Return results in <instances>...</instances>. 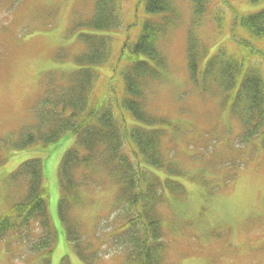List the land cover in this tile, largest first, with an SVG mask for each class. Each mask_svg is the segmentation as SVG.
<instances>
[{"label":"trees","instance_id":"16d2710c","mask_svg":"<svg viewBox=\"0 0 264 264\" xmlns=\"http://www.w3.org/2000/svg\"><path fill=\"white\" fill-rule=\"evenodd\" d=\"M174 1L138 0L126 15L122 0H93L92 18L74 30L84 51L72 58V67L46 76L42 94L29 106V118L14 145L16 149L45 147L69 133L75 147L65 152L59 166L60 221L73 239L69 218L70 211L81 204L79 191L99 192L111 186L114 197L108 207L118 222L111 235L133 264H167L160 207L166 203V194L175 198L185 193L176 181L185 173L173 169L162 149L166 121L155 115L147 98L150 85L162 80L167 71L160 44L180 23L176 20L181 19V11ZM188 1L191 20L185 52L191 82L238 120L241 144L248 145L253 138L264 142V75L260 68L264 50L256 45L264 42V4L259 6L264 0H240L250 7L259 6L242 14L233 0L225 11L214 6L208 16L215 25L210 44L197 32L207 21L202 22L201 16L218 0ZM228 15H232L230 26ZM81 28L88 32L80 34ZM226 37V44H221ZM250 58L259 64H249ZM105 68L106 75L102 73ZM155 171H172L175 178L162 180ZM11 178L23 179L26 189L23 199L6 206L0 215V238L15 230H39L35 249L44 250L47 264L56 232L47 212L40 161L24 162Z\"/></svg>","mask_w":264,"mask_h":264},{"label":"rangeland","instance_id":"374dc122","mask_svg":"<svg viewBox=\"0 0 264 264\" xmlns=\"http://www.w3.org/2000/svg\"><path fill=\"white\" fill-rule=\"evenodd\" d=\"M137 2L122 0L123 12L132 13ZM174 3L181 19L177 18L179 25L162 46L166 48L167 71L162 80L150 85L147 94L149 106L154 105L155 115L168 127L163 132V152L174 159L173 169L185 173L176 180L184 195L172 198L166 194L159 211L167 242L164 262L264 264V146L261 139H255L248 146L251 148L242 147L237 141V119L223 111L215 97L203 95L189 81L185 38L191 6L188 0ZM233 3L240 14L264 4L252 8L245 1ZM93 6V0H0V215L25 193L24 180L10 181L11 174L26 161L39 160L47 189V212L57 233L47 264H133L126 251L118 249L117 237L111 235L113 226H118L108 207L114 197L111 186L99 192L79 191L81 204L70 211L69 218L78 228L75 242H70L62 227L59 166L65 152L75 147L69 133L45 147L14 146L29 118V106L42 94L46 76L72 67V58L84 51L74 30L92 18ZM214 6L225 11L229 0L212 2L208 13L201 16L202 22L207 21L197 34L208 44L215 37V25L208 19ZM80 30V34L88 32ZM256 45L264 50V42ZM255 63L258 61L250 58L249 64ZM260 68L264 75V66ZM107 71L105 68L102 73ZM155 173L162 180L175 178L172 171ZM39 233L33 228L21 233L15 230L0 238V264H46L44 250H33L40 241ZM69 234H75L74 228Z\"/></svg>","mask_w":264,"mask_h":264}]
</instances>
